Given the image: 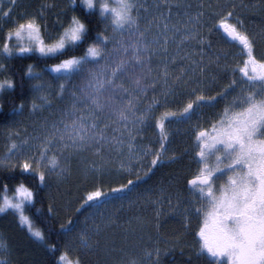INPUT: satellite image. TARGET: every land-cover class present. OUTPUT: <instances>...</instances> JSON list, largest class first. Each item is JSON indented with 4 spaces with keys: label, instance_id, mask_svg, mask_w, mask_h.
<instances>
[{
    "label": "snow or ice",
    "instance_id": "6c2138e0",
    "mask_svg": "<svg viewBox=\"0 0 264 264\" xmlns=\"http://www.w3.org/2000/svg\"><path fill=\"white\" fill-rule=\"evenodd\" d=\"M18 5L0 0V19L12 22L0 40V94L18 86L9 63L17 54L55 62L28 63L19 81L21 91L30 82V113L41 115L31 132L15 118L4 128L0 173H19V180L12 188L0 183V213L11 210L55 254L57 245L26 209L53 175L66 179L76 167L86 182L75 209L83 220L68 215L59 227L112 258L104 264H162V254L184 242V232L161 231L169 216L185 230L195 218L205 264H264V50L257 49L264 28L254 33L242 19L264 17V0H68L59 11L71 15L67 22L57 15L54 35L45 34L43 17L55 0L14 17ZM218 29L236 52L217 46ZM25 105L20 99L13 117ZM170 122L187 125L190 147H172ZM149 128L158 129L155 141L146 138ZM161 163L182 171L143 187ZM126 205L141 211L121 221ZM47 210L58 214L52 203ZM117 226L128 247L108 239ZM16 252L0 235V264H19ZM56 264L82 260L66 246Z\"/></svg>",
    "mask_w": 264,
    "mask_h": 264
},
{
    "label": "trees",
    "instance_id": "16d2710c",
    "mask_svg": "<svg viewBox=\"0 0 264 264\" xmlns=\"http://www.w3.org/2000/svg\"><path fill=\"white\" fill-rule=\"evenodd\" d=\"M37 5L35 11H39L40 7L44 3H52V0H36ZM68 0H55L56 7L50 8L48 12L45 10L44 20L49 27L51 33L59 30V24L57 22V15L61 16V19L67 22L68 17L71 15V12L60 13L59 9L64 7ZM242 19L245 20L248 27L254 32L259 33L261 28H264V17L255 14L244 15ZM55 22V27L51 24ZM214 42L222 48V50L228 52H235V46L233 42L229 40V37L223 33L221 29L217 30V34L213 37ZM237 50H238V46ZM257 47L264 49V37L258 38ZM84 45H81L76 49L77 54H82ZM234 49V50H233ZM36 62L38 68H43L45 63H53L55 61L48 60L45 61L39 58L38 53L31 54H17L14 59L9 61L11 68L10 74L17 80L18 86L16 89L0 94V101L3 103V107L0 108V155L6 150V136L4 133V128L10 123V121L15 118L23 126L26 122V118L30 113V100L32 98L31 88L28 86L29 81L25 78V83L23 86V91L19 86V81L21 79L22 73L25 70V66L30 62ZM48 70H45V75L47 76ZM3 78V76H0ZM227 81H223L226 83ZM26 101L24 114L23 116L13 117L12 109L19 102L20 99ZM39 102V101H38ZM209 110L208 108H205ZM175 122H170V126ZM171 130V129H170ZM153 134L156 137L158 129L152 128ZM157 138V137H156ZM173 138V136H172ZM191 143V141H190ZM158 147V145H156ZM190 147V145H188ZM180 150H182L180 148ZM168 163H161L156 167L154 173L151 175V178L147 180L146 184L152 183L155 179L164 177L167 174H173L175 171L173 168H166L165 172L163 168L167 166ZM183 164L184 161H183ZM180 165V164H178ZM182 171V168L176 170V172ZM25 179H27L32 186H35L38 181L30 177L28 174H24ZM6 177V178H5ZM109 185L115 183L116 178H105ZM19 180V173H0V183H8L9 188H12L13 185ZM85 181L80 175V170L77 171V168L74 167L70 175L66 179L57 180L55 175L50 178L49 186H41L37 191V198L34 201L33 205L27 207V212L33 216V219L38 227H41L47 237V242L55 243L57 245V250L55 254H52L43 242L37 241L35 237L31 236V233L27 232L25 227L20 228L16 215L9 210L6 213H0V230L5 233L8 237L11 245L17 250L16 258L19 261V264H56V258L59 256L60 251L64 250L65 247L69 249L68 238L71 233L67 235L60 229V223L64 222L68 215H76L81 221L83 220V213H75V209L79 206L78 199L85 191ZM144 184V185H146ZM0 195H2V189H0ZM49 203L53 204L54 210L58 213L53 216L47 210ZM41 208L40 212L36 211V208ZM7 216L9 220H3ZM195 226L192 229L185 230L183 222L180 218H168L165 219L163 228L161 231L165 236L174 237L177 233L184 232L183 243L176 247L173 250H170L169 254L164 258L162 264H205V261L202 257H198L196 252L197 246V237L194 235ZM76 236V232H72ZM181 248L183 251H181ZM85 251V250H84ZM78 253L79 257L82 260V264H102L104 263L103 253L99 254L94 252H70V256L75 258ZM83 253V254H82Z\"/></svg>",
    "mask_w": 264,
    "mask_h": 264
},
{
    "label": "rangeland",
    "instance_id": "374dc122",
    "mask_svg": "<svg viewBox=\"0 0 264 264\" xmlns=\"http://www.w3.org/2000/svg\"><path fill=\"white\" fill-rule=\"evenodd\" d=\"M37 5V1L36 0H19V5L17 7V9L15 10V12L13 13V16H19V15H22L25 11L28 13V14H32V13H35V12H38V11H35V7ZM50 8L46 9V12L49 11ZM245 15H248V14H245ZM45 17V15H44ZM44 17H43V20H44ZM45 21V20H44ZM55 22L53 21L52 22V26L55 27ZM12 26V22L11 20H4V19H0V40L3 39V35H4V32L7 31V28ZM56 28V27H55ZM57 31V28L55 29V32ZM54 33H51V31L49 30V27L47 26L46 30H45V34L46 35H54ZM230 40V38H229ZM231 41V40H230ZM258 51L259 50H264L263 48L260 49L259 47H257ZM234 50V49H233ZM237 51V47L235 46V52ZM212 111L211 109L209 110H206L205 109V112L208 113ZM41 114H36V115H29L27 118H26V122L24 123L23 126H27L28 127V130L29 132H31V126L33 124V122L37 119V116H39ZM43 115H47L46 112L43 113ZM187 128V125H184V124H176V123H173L172 126H170V129H171V132H172V136H173V144H172V147H176L178 149H183L185 147H188V145H192L193 144V141L191 139V137L189 135H186L185 134V129ZM146 138L147 140H151V141H155L156 140V137L155 135L153 134V131H152V128H149L148 131H147V134H146ZM191 141V143H190ZM184 163L185 165L189 163V161L187 159L184 160ZM173 168V170L175 171V173L173 174H167L165 175L164 177L162 178H159L157 179V181H153L152 183H149V184H146V185H142L143 187H149V186H155L161 182H167L173 175H175L177 172L176 170H178L179 168H182L181 165H178L177 163H171V164H167V166H165V168H163V170L167 171L166 168ZM194 167V165H193ZM79 169L77 168V171ZM165 171V172H166ZM109 178H116L115 176H109ZM183 184V180H181V185ZM109 211H111V209H109ZM141 211L138 207H134L132 209H128L127 208V205L125 206V211L122 212L120 214V217H121V221L125 220L128 218L129 215L133 214V213H137ZM148 213L150 214V210H148ZM168 218H179V217H175V216H169L167 217L166 219ZM3 220H9L7 216H5L3 218ZM193 226H196V221H195V218L193 220ZM22 227L24 226H20L21 229H23ZM124 227H126V225H124ZM109 233L111 235H109L108 239L109 240H114L115 242V247L117 249L121 248V247H128L129 244H130V241L129 240H125L124 239V233L122 231V228L120 226H117L115 227L114 229H110L109 230ZM0 235H2L8 242H9V239L8 237L5 235L4 232H2L0 230ZM68 238V245H69V253L70 252H78V251H83L84 253L85 252H94V253H97L99 254V252L101 251H98L97 249L93 248V249H85L83 248L80 243H79V240H78V235L76 234H73L71 233L70 237H67ZM101 243H104V240L102 239L101 240ZM85 250V251H84ZM133 251H135L133 249ZM170 252V251H169ZM169 252H167V254H162V262L164 261V258L169 254ZM103 253V252H101ZM83 254V253H82ZM78 255V253L76 254V256ZM120 255H122L121 253H117V257H119ZM103 257H104V261L106 260H111L112 258H109V257H106L103 253ZM104 264V263H102Z\"/></svg>",
    "mask_w": 264,
    "mask_h": 264
}]
</instances>
